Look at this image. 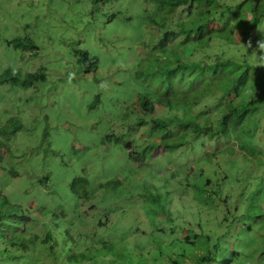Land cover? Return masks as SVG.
Wrapping results in <instances>:
<instances>
[{"label": "rangeland", "instance_id": "374dc122", "mask_svg": "<svg viewBox=\"0 0 264 264\" xmlns=\"http://www.w3.org/2000/svg\"><path fill=\"white\" fill-rule=\"evenodd\" d=\"M155 11L145 0H0V76L46 74L27 89L0 85V264H52L50 232L65 264H264V122H248L255 135L240 151L233 139L187 155L150 148L151 120L171 118L156 101L178 79L150 54ZM26 37L37 55L9 44ZM251 38L264 51V23ZM77 50L98 58L89 75ZM112 133L132 148L104 145ZM80 177L82 201L71 190Z\"/></svg>", "mask_w": 264, "mask_h": 264}, {"label": "trees", "instance_id": "16d2710c", "mask_svg": "<svg viewBox=\"0 0 264 264\" xmlns=\"http://www.w3.org/2000/svg\"><path fill=\"white\" fill-rule=\"evenodd\" d=\"M100 1L112 0H93L94 4ZM145 2L156 7L155 16L146 21L150 28L159 33L156 39L158 43L150 54L159 59L167 57L174 66L172 69L168 65V72L176 71L178 77L176 83L170 81L166 87V96L156 101L171 118L151 120L149 127H152L155 141L151 140V134L150 148H156L155 151L160 146H166L171 151L183 148L188 150L185 153L187 155L192 152L189 151L192 146L231 139L237 142L239 151L250 147L248 142L255 134L248 122H264V51L256 52L251 38L258 24L264 23V0H246L233 5H222L220 0ZM219 6L224 10L220 11ZM237 34L241 39L236 37ZM9 44L22 50H31L33 56L37 55V45L27 37L10 41ZM217 46L223 51H214ZM76 58L83 76L98 68V58L89 51L77 50ZM44 71L40 69L23 77L19 72L7 69L0 76V85L11 83L23 89L31 88L46 80ZM140 105L143 112L149 114L156 110V105L146 96ZM146 124V121H141L138 127L142 128ZM112 134L105 138L104 145L116 143L123 149L132 148V142H121L119 138L114 139L115 134ZM200 172L205 175L206 170L201 169ZM206 178L205 185L209 186L212 181ZM85 182L84 177L73 180L72 199L76 196L88 198L89 192L83 189ZM197 189L201 191V196L203 191L199 187ZM220 193L219 189L215 195ZM11 214L6 216V220L12 218ZM41 239L47 245V252L53 255L52 264H65L62 261L65 247L60 249L54 233L50 232ZM91 242L97 249L98 244ZM83 261H86L85 257ZM67 264L75 262L69 260ZM171 264L181 263L174 260Z\"/></svg>", "mask_w": 264, "mask_h": 264}, {"label": "clouds", "instance_id": "9594fccd", "mask_svg": "<svg viewBox=\"0 0 264 264\" xmlns=\"http://www.w3.org/2000/svg\"><path fill=\"white\" fill-rule=\"evenodd\" d=\"M80 201L84 200V198H79Z\"/></svg>", "mask_w": 264, "mask_h": 264}]
</instances>
